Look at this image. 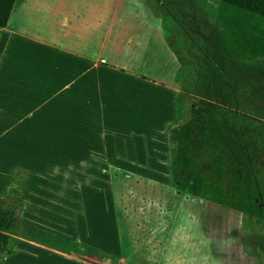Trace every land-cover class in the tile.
Instances as JSON below:
<instances>
[{"label":"crops","instance_id":"obj_1","mask_svg":"<svg viewBox=\"0 0 264 264\" xmlns=\"http://www.w3.org/2000/svg\"><path fill=\"white\" fill-rule=\"evenodd\" d=\"M182 1H15L0 28V193L72 247L16 237L1 264H169L176 196L190 197L170 181L182 60L160 16L191 28ZM187 1L201 17L221 0Z\"/></svg>","mask_w":264,"mask_h":264},{"label":"trees","instance_id":"obj_2","mask_svg":"<svg viewBox=\"0 0 264 264\" xmlns=\"http://www.w3.org/2000/svg\"><path fill=\"white\" fill-rule=\"evenodd\" d=\"M15 1L0 0V28L6 27ZM208 16L212 25L210 37L218 56L205 54L193 62L192 67L185 65V72L191 77L186 86L191 89L193 96L186 111L176 101L175 118L166 128L170 181L177 190L195 198L218 200L217 196L204 191L213 187L206 180L212 170L229 168L231 178H227L228 184L225 186L228 193L223 196V200L218 201L241 209L245 215L254 210L255 221H262V209L253 202L252 196L240 192L243 183L241 181L240 184L236 179L234 168L239 157L246 162L248 159L264 161V126H251L245 117L238 121L231 108L244 104L237 94L243 87L239 84L236 86L232 81L235 72L241 69L235 68L232 63L242 62L248 56H263L253 66L264 70V0H221L217 13L210 8ZM178 57L182 60V69L183 62H189L188 59H182L180 53ZM216 103L228 109L219 108ZM232 115V130L237 133L234 141L236 147L229 148L228 145L229 152L225 148L222 154L223 164L213 166L211 157L216 147L212 143L222 141L220 135L224 121ZM210 165L211 172L205 169ZM248 184L254 187L252 181L247 183L246 188ZM235 195H238L236 203L229 204L227 200L233 199ZM20 210L21 198L15 191L7 196L0 193V264L4 257L15 251L16 237H20L16 231L19 223L38 227L17 217Z\"/></svg>","mask_w":264,"mask_h":264},{"label":"rangeland","instance_id":"obj_3","mask_svg":"<svg viewBox=\"0 0 264 264\" xmlns=\"http://www.w3.org/2000/svg\"><path fill=\"white\" fill-rule=\"evenodd\" d=\"M208 1L214 2L215 0ZM182 2L180 3H182L181 6H183L184 11L190 17L192 16L191 21H189L192 23L191 28L180 27L176 20L172 16H169L167 12L165 16L162 14L160 19L163 21V18H167L166 21L172 28L168 33L174 35L170 40L175 49L181 54L182 59H188L189 62L188 64L183 62L184 67L179 70L175 79V85L179 88L176 101H179L183 110L186 111L191 105L193 92L186 86L190 83L191 77L185 72V65L192 67V63L197 62L200 56L205 54H209L210 56L218 55L215 52L210 37L212 25L209 20L210 16H208L209 9L207 14L200 17V14H197L198 7L194 2L187 0H183ZM144 5L145 7L148 6L147 3ZM146 10H148V7ZM161 10L166 11L163 6H161ZM146 12L150 16V10ZM151 13L153 14V11ZM187 14H183L185 18H188ZM196 14L200 17L201 21L194 23V16ZM155 19L154 17L153 23H155ZM187 23L188 21L183 22L184 25H187ZM197 24H199L198 27ZM162 25L163 28L165 26L168 29V25L164 21ZM163 28L161 26V32ZM152 29L155 30L156 26L152 28L150 25H143L145 33ZM262 59L263 56H248L242 62L232 63V66L235 68L244 70L235 72L232 78L236 86L239 84L243 87L237 94L244 101V104L231 108V111H234L233 113L236 114L238 121L245 117L247 123L251 126H264V70L255 69L253 66ZM172 73H167V67L160 69V74L165 77L168 75L171 77ZM164 76L162 81L163 79L167 81L169 78H164ZM216 104L219 108L228 109L221 103ZM230 119L233 120V115L224 121L222 134L220 135L222 141L216 140L212 143L216 147L211 157L213 166H221L223 164L224 159L222 154H224L225 148L229 152L228 145L229 148L234 145L236 147L237 133L236 130H232L234 125L231 126L232 122ZM167 156L170 157V154ZM211 168L212 166L210 165L206 166L205 169L211 172ZM228 171L229 168H223L222 171L212 170L206 183L213 187L210 189L205 187L207 190L204 191L209 192L211 196H217L218 200H223V196L228 193L225 190V186L228 184L227 178L231 176ZM234 174L240 184L241 181L243 183L241 184L242 188L240 192L242 194L246 193V196H252L253 202H255L258 208L262 209V221L259 219L255 221L254 210L253 212L250 210L245 215L241 209L224 205L217 199L195 198L183 192L184 195L190 197V200L186 203L187 210L180 207V205L178 206V204L183 202L184 198L176 196L177 229L176 236L172 239L174 247H172V244L168 250L170 257L169 264H264V161L248 159L246 162L239 157V162L237 163L236 161ZM251 181L254 187L248 184L246 188L247 183ZM221 184H223V187ZM3 192L5 193H2V196L11 195L8 189L3 190ZM237 197L238 195H235L233 199L227 200V202L235 204ZM154 201L157 202L156 200ZM178 201L180 202L178 203ZM173 203L175 202L165 201V204L171 205ZM19 224L16 226V231L20 237H25L58 249H70L72 247L71 243L51 235L43 228Z\"/></svg>","mask_w":264,"mask_h":264},{"label":"built area","instance_id":"obj_4","mask_svg":"<svg viewBox=\"0 0 264 264\" xmlns=\"http://www.w3.org/2000/svg\"><path fill=\"white\" fill-rule=\"evenodd\" d=\"M109 264H115V262L113 260H109Z\"/></svg>","mask_w":264,"mask_h":264}]
</instances>
